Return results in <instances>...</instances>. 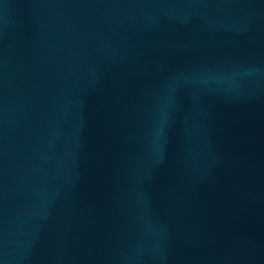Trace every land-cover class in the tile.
<instances>
[{
	"label": "water",
	"instance_id": "1",
	"mask_svg": "<svg viewBox=\"0 0 264 264\" xmlns=\"http://www.w3.org/2000/svg\"><path fill=\"white\" fill-rule=\"evenodd\" d=\"M0 264H264V0H0Z\"/></svg>",
	"mask_w": 264,
	"mask_h": 264
}]
</instances>
